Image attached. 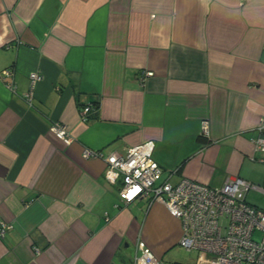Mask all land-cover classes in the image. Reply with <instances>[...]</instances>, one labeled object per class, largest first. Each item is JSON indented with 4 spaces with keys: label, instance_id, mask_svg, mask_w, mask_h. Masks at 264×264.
Wrapping results in <instances>:
<instances>
[{
    "label": "crops",
    "instance_id": "crops-1",
    "mask_svg": "<svg viewBox=\"0 0 264 264\" xmlns=\"http://www.w3.org/2000/svg\"><path fill=\"white\" fill-rule=\"evenodd\" d=\"M6 68L16 88L0 78V220L11 224L0 264H134L139 241L159 264L198 263L180 220L162 202L120 199L85 148L124 154L152 139L164 179L241 177L264 209L253 142L264 137V0H0Z\"/></svg>",
    "mask_w": 264,
    "mask_h": 264
},
{
    "label": "built area",
    "instance_id": "built-area-1",
    "mask_svg": "<svg viewBox=\"0 0 264 264\" xmlns=\"http://www.w3.org/2000/svg\"><path fill=\"white\" fill-rule=\"evenodd\" d=\"M151 75L153 71L143 70L139 78L145 80ZM12 76L10 68L0 72V78ZM29 77L30 89L24 96L31 103L34 87L42 75L33 71ZM7 86L15 90L12 78ZM91 106L83 107L82 114ZM51 131L65 142L73 140L65 124L53 122ZM202 132L209 134L208 122L203 123ZM253 142L256 149L264 151V137ZM154 147L155 141L150 139L129 146L124 154L112 152L104 156L101 151L86 148L83 156L103 159L104 178L110 184H119L118 193L123 201L147 198L151 202H162L181 222V246L210 255L206 262L197 264H264V209L246 200V193L253 185L234 176H227L220 186H210L188 177L171 183L164 179L163 169L153 156ZM10 227L11 224L0 220V238ZM256 232L260 234L258 237ZM138 248L140 253L135 256L134 264H159L143 241L138 242Z\"/></svg>",
    "mask_w": 264,
    "mask_h": 264
},
{
    "label": "rangeland",
    "instance_id": "rangeland-1",
    "mask_svg": "<svg viewBox=\"0 0 264 264\" xmlns=\"http://www.w3.org/2000/svg\"><path fill=\"white\" fill-rule=\"evenodd\" d=\"M57 122V121H56ZM60 123V122H59ZM51 128V127H50ZM73 141V140H72ZM71 141V142H72ZM67 143H70V142H67ZM86 149V148H85ZM84 149V150H85ZM84 150H83V152H84ZM98 151H100V150H98ZM260 234H259V232H256L255 233V236L256 237H258ZM210 257V255L208 254V253H205V252H199V254H198V260H197V262L198 263H201V262H206L207 260H208V258Z\"/></svg>",
    "mask_w": 264,
    "mask_h": 264
}]
</instances>
